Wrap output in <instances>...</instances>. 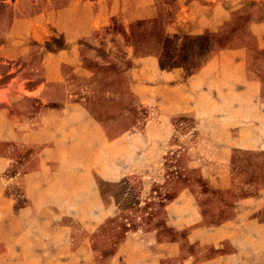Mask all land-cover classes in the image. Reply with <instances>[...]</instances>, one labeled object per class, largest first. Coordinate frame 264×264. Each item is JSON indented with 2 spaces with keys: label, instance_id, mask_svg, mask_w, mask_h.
<instances>
[{
  "label": "rangeland",
  "instance_id": "obj_1",
  "mask_svg": "<svg viewBox=\"0 0 264 264\" xmlns=\"http://www.w3.org/2000/svg\"><path fill=\"white\" fill-rule=\"evenodd\" d=\"M254 23L264 0H0V264H264Z\"/></svg>",
  "mask_w": 264,
  "mask_h": 264
},
{
  "label": "crops",
  "instance_id": "obj_2",
  "mask_svg": "<svg viewBox=\"0 0 264 264\" xmlns=\"http://www.w3.org/2000/svg\"><path fill=\"white\" fill-rule=\"evenodd\" d=\"M207 4V3H206ZM207 10V18H205V21L203 23H191V30L189 31V34L192 33L191 35H203L204 33H209L211 32L214 28V20L213 22H211V18L213 17L211 13H209V10L213 12V8H214V4H210V5H206ZM214 18V17H213ZM180 24V23H178ZM185 24H180L177 25L175 24L174 26H184ZM187 26V25H186ZM190 26H188V28H190ZM251 30H253V32H251L252 36L255 38H259L262 39V34H263V30H264V25L260 24V23H254L251 25ZM176 31V28H175ZM192 31V32H191ZM8 96V87L6 88H0V104L4 103V101H6V98Z\"/></svg>",
  "mask_w": 264,
  "mask_h": 264
}]
</instances>
